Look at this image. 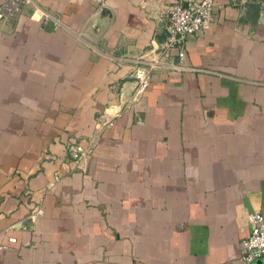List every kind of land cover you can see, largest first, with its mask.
Listing matches in <instances>:
<instances>
[{"label": "crops", "instance_id": "obj_1", "mask_svg": "<svg viewBox=\"0 0 264 264\" xmlns=\"http://www.w3.org/2000/svg\"><path fill=\"white\" fill-rule=\"evenodd\" d=\"M196 1L37 0L0 17V264H245L247 215H264L255 0H218L185 42L201 70L154 72L135 107L96 128L164 40L167 9ZM91 139L79 165L65 161L69 141Z\"/></svg>", "mask_w": 264, "mask_h": 264}, {"label": "built area", "instance_id": "obj_2", "mask_svg": "<svg viewBox=\"0 0 264 264\" xmlns=\"http://www.w3.org/2000/svg\"><path fill=\"white\" fill-rule=\"evenodd\" d=\"M37 0H2L0 2V17H14L28 5H33ZM218 0H198L190 2L186 6L175 5L166 11V35L163 41L158 43L155 49L148 56H141L135 60L130 72L132 88L129 94L122 91L115 97L114 102L108 104L98 115L96 128L101 131L113 125L115 119L128 108L135 107L143 97L151 75L158 70L166 71H199L201 69L187 66L185 63L186 38L200 31L210 20L212 9ZM237 0H231L235 3ZM258 7L257 21L264 25V0H255ZM42 23H52L53 29L63 26L59 18L48 11H43ZM141 123V119L136 120ZM96 139L89 140L87 145L79 141L71 140L66 144L65 161L79 165L87 156L92 153ZM43 214V207L38 203L30 212V220ZM250 223L248 235L241 240L240 259L245 264L253 261L264 254V215L260 212H251L247 215ZM9 242H15V237H9ZM0 248H7L0 245Z\"/></svg>", "mask_w": 264, "mask_h": 264}, {"label": "water", "instance_id": "obj_3", "mask_svg": "<svg viewBox=\"0 0 264 264\" xmlns=\"http://www.w3.org/2000/svg\"><path fill=\"white\" fill-rule=\"evenodd\" d=\"M264 257V254L261 255L260 257L256 258L253 263L254 264H262V258Z\"/></svg>", "mask_w": 264, "mask_h": 264}]
</instances>
